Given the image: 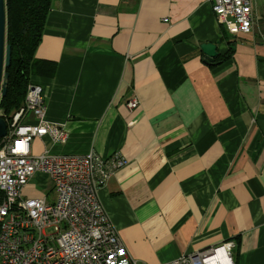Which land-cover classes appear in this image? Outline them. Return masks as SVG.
Masks as SVG:
<instances>
[{"label":"crops","instance_id":"obj_1","mask_svg":"<svg viewBox=\"0 0 264 264\" xmlns=\"http://www.w3.org/2000/svg\"><path fill=\"white\" fill-rule=\"evenodd\" d=\"M211 4L52 0L34 53L54 69L30 83L67 141L45 135L32 151L127 159L98 197L138 264L228 241L233 264H264V0L238 35ZM202 43H216L215 64ZM25 194L42 196L30 181Z\"/></svg>","mask_w":264,"mask_h":264},{"label":"built area","instance_id":"obj_2","mask_svg":"<svg viewBox=\"0 0 264 264\" xmlns=\"http://www.w3.org/2000/svg\"><path fill=\"white\" fill-rule=\"evenodd\" d=\"M212 10L228 32H250L251 0H213ZM136 105L135 99L127 103L129 109ZM45 135L56 144L67 141L62 124L45 120L41 91L29 84L0 146V264H138L98 197L100 187L127 165V159L119 152L106 158L93 151L85 155L33 153V141ZM36 173L48 177L52 200L25 194ZM232 249L228 241L163 264H224L225 257L233 264Z\"/></svg>","mask_w":264,"mask_h":264},{"label":"trees","instance_id":"obj_3","mask_svg":"<svg viewBox=\"0 0 264 264\" xmlns=\"http://www.w3.org/2000/svg\"><path fill=\"white\" fill-rule=\"evenodd\" d=\"M51 3L52 0H5V41L10 45L11 56L10 65L5 70L8 73L6 94L0 98L4 117L23 105L32 74L50 73L54 69V66L43 67L34 58ZM232 52V47H229L220 61H225Z\"/></svg>","mask_w":264,"mask_h":264},{"label":"water","instance_id":"obj_4","mask_svg":"<svg viewBox=\"0 0 264 264\" xmlns=\"http://www.w3.org/2000/svg\"><path fill=\"white\" fill-rule=\"evenodd\" d=\"M6 13L5 0H0V98L6 94L8 73L5 71L10 65L11 50L10 45L5 41ZM200 49L204 55L203 61L206 64H215L214 58L217 56L216 43H202ZM6 133L5 120L0 117V138Z\"/></svg>","mask_w":264,"mask_h":264},{"label":"rangeland","instance_id":"obj_5","mask_svg":"<svg viewBox=\"0 0 264 264\" xmlns=\"http://www.w3.org/2000/svg\"><path fill=\"white\" fill-rule=\"evenodd\" d=\"M213 1V0H212ZM211 8H212V4H211ZM213 11V10H212ZM214 13V12H213ZM221 27H223L222 25H220ZM225 33H229V34H232L230 32H228L224 27H223ZM251 31V30H250ZM248 34V33H247ZM232 35H238V34H232ZM22 107V106H21ZM20 107V108H21ZM19 108V109H20ZM18 109V110H19ZM17 110V111H18ZM15 113V112H14ZM13 113V114H14ZM13 114H10L8 116H2V112L0 110V117H2L4 120H5V123H6V133H7V129H8V126H9V123H10V117L11 115ZM5 133V135H6ZM5 135L0 138V146H1V142H2V139L5 137ZM118 153V151H116ZM114 152V153H116ZM113 154V153H112ZM30 183H31V189L32 190H35V191H39L41 193V195H46L47 196V200H52L53 197H54V193H49V190H50V182L48 180V177H46L45 175L43 174H36L31 180H30Z\"/></svg>","mask_w":264,"mask_h":264},{"label":"clouds","instance_id":"obj_6","mask_svg":"<svg viewBox=\"0 0 264 264\" xmlns=\"http://www.w3.org/2000/svg\"><path fill=\"white\" fill-rule=\"evenodd\" d=\"M224 264H231V261L227 260V258L225 257V262Z\"/></svg>","mask_w":264,"mask_h":264},{"label":"snow or ice","instance_id":"obj_7","mask_svg":"<svg viewBox=\"0 0 264 264\" xmlns=\"http://www.w3.org/2000/svg\"><path fill=\"white\" fill-rule=\"evenodd\" d=\"M18 148H22V145H19V144H18Z\"/></svg>","mask_w":264,"mask_h":264}]
</instances>
